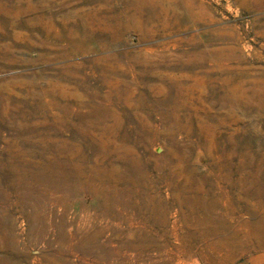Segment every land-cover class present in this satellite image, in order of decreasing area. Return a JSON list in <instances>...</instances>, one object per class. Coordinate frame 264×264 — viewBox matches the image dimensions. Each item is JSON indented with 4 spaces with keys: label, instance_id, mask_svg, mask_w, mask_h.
<instances>
[{
    "label": "rangeland",
    "instance_id": "rangeland-1",
    "mask_svg": "<svg viewBox=\"0 0 264 264\" xmlns=\"http://www.w3.org/2000/svg\"><path fill=\"white\" fill-rule=\"evenodd\" d=\"M262 212L264 0H0V264H264Z\"/></svg>",
    "mask_w": 264,
    "mask_h": 264
},
{
    "label": "bare ground",
    "instance_id": "bare-ground-1",
    "mask_svg": "<svg viewBox=\"0 0 264 264\" xmlns=\"http://www.w3.org/2000/svg\"><path fill=\"white\" fill-rule=\"evenodd\" d=\"M132 15V17L135 15L134 13H132L131 14ZM119 20H120V18H118ZM95 128V127H94ZM102 128V127H101ZM90 139V138H89ZM117 140V139H116ZM92 141V140H91ZM85 142H87V141H85ZM93 142V141H92ZM95 142V141H94ZM112 142V141H111ZM96 144V143H95ZM87 145H89V144H87ZM112 145V147H113V144H111ZM68 149V148H67ZM83 149V148H82ZM88 149V148H87ZM98 149V151L99 150H101L100 148H97ZM113 150V149H112ZM83 151H84V149H83ZM108 151V150H107ZM95 153H96V151H94ZM110 152H112V151H109V153ZM94 153V154H95ZM108 154V153H107ZM111 154V153H110ZM115 154V153H114ZM97 155V154H96ZM99 155H100V153H99ZM116 155H117V152H116ZM82 156V155H81ZM109 156V155H108ZM107 156V157H108ZM121 157V156H120ZM112 158V157H111ZM79 159H81V158H78L77 160H79ZM100 159V158H99ZM89 161V160H88ZM112 161V160H111ZM80 162V161H79ZM85 162V161H84ZM83 162V163H84ZM106 162H107V160H106ZM86 163H87V161H86ZM92 163V162H91ZM104 163V162H103ZM73 164V163H72ZM77 164V163H76ZM93 164V163H92ZM108 164V163H107ZM114 164V163H113ZM71 165V164H70ZM85 165V164H84ZM88 165V163L86 164V166ZM90 165V164H89ZM106 165V164H105ZM111 165V164H110ZM114 166H115V164H114ZM114 166H112V167H114ZM224 166V165H223ZM222 166V167H223ZM114 168H116V167H114ZM90 169V172L88 171V173L85 175V176H81V173H80V171H78V170H76V169H71V172H70V174H67V178H69V180H72V185L73 186H79V185H83V186H85V187H88L90 190H91V192H92V194L94 193L95 194V188H96V178L98 179V178H100L99 176H98V174H97V172L96 171H94L93 169H91V168H89ZM88 169V170H89ZM95 169H96V167H95ZM107 169V168H106ZM102 170V169H101ZM100 170V171H101ZM115 170V169H114ZM222 170V169H221ZM99 171V170H98ZM101 172H104V170L103 171H101ZM256 172H258V171H256ZM116 173V172H115ZM97 174V175H96ZM257 174V173H256ZM134 175H136L135 173H134ZM133 175V176H134ZM114 175H113V172L109 169H107V172H105V175H104V177H106L107 179H112V178H114L113 177ZM132 176V177H133ZM65 177V179H67ZM136 177V176H135ZM131 177H129V179H130ZM119 179V178H118ZM127 179V178H126ZM132 179V178H131ZM68 180V179H67ZM106 180V179H105ZM115 180V179H114ZM122 180V179H121ZM100 181H102V180H100ZM106 181H108V180H106ZM99 183V182H98ZM112 183V182H111ZM111 183L110 184H108V185H110L111 186ZM107 184V183H106ZM137 184V183H136ZM135 184V185H136ZM98 185V184H97ZM80 186V187H81ZM150 187V186H149ZM107 188V187H106ZM201 188V187H200ZM109 189V188H108ZM210 189V188H209ZM86 190L87 191H85L86 192V194H87V192L89 191L87 188H86ZM198 190V189H197ZM60 191V190H59ZM105 191V193H106V190H104ZM90 192V193H91ZM98 192H99V190H98ZM101 192V191H100ZM103 192V191H102ZM62 193V192H61ZM66 193V192H65ZM97 193V192H96ZM190 193V192H189ZM85 194V195H86ZM101 194V193H100ZM107 194V193H106ZM211 194V193H210ZM213 194H215V193H213ZM94 196V195H93ZM104 196H106V195H104ZM213 196V195H212ZM103 197V196H102ZM211 197V196H210ZM214 197V196H213ZM104 199V198H103ZM102 199V200H103ZM101 200V201H102ZM205 200H207V199H205ZM106 201V200H105ZM114 201V200H113ZM88 202V201H87ZM109 204V203H108ZM204 204V203H203ZM202 204V205H203ZM100 205V204H99ZM98 205V206H99ZM106 205V204H105ZM105 205H104V207H105ZM192 205V204H191ZM199 205V204H198ZM109 206V205H108ZM232 206V205H231ZM106 207H107V205H106ZM202 207V206H201ZM201 207H199V208H201ZM214 207H216V205H210L209 203L208 204H206V206L203 208V209H200L199 210V213L196 215V217L194 218V221L199 225V226H201L202 227V234H204L206 231H207V225L210 223V222H224V223H227V224H232L233 222H234V220H233V218L234 217H232V216H229V215H234V213H235V209H231V210H227V211H225V210H223L224 212L223 213H221V218H211V210L214 208ZM224 207V206H223ZM233 207V206H232ZM110 207H108V209H109ZM230 208V207H229ZM235 208V207H234ZM220 209V208H219ZM112 210V209H111ZM101 211V210H100ZM194 211V210H193ZM219 212V211H218ZM95 213V212H94ZM101 213V212H100ZM108 213V212H107ZM103 215H104V213H103ZM112 215V214H111ZM106 216V215H105ZM110 216V215H109ZM99 217H101L100 215H99ZM115 218V217H114ZM152 218H150V220H151ZM107 220V219H106ZM157 220V219H156ZM253 220V219H252ZM162 221V220H161ZM243 221V220H242ZM249 221V220H248ZM251 221V220H250ZM194 222V223H195ZM245 222V221H244ZM156 223V222H155ZM234 224V223H233ZM166 225V224H165ZM162 226V225H161ZM240 227H242L241 228V230L242 229H244V230H246V234H247V236H246V238H247V241H249V242H252V244L253 245H255V247L257 248V249H259V250H264V212H262L261 214H259V217L254 221V222H251V223H245V224H241V226ZM224 229V228H223ZM223 229H222V231H223ZM227 229V228H226ZM231 229V228H230ZM236 229V228H235ZM239 229V228H238ZM230 231V230H229ZM236 231H238V230H236ZM236 233V232H235ZM221 234V233H220ZM209 236V235H208ZM235 237H239V236H241V234H235L234 235ZM201 237H202V235H201ZM244 238H245V236H243ZM233 241V240H232ZM230 242V241H229ZM245 243V242H244ZM248 242H246V244H247ZM213 245V244H212ZM223 245V247L224 248H227V245H226V242L224 243V244H222ZM214 246V245H213ZM213 246H211V247H213ZM215 248V247H214ZM217 248H219V247H217ZM217 248H215V249H217ZM227 250V249H226Z\"/></svg>",
    "mask_w": 264,
    "mask_h": 264
},
{
    "label": "water",
    "instance_id": "water-1",
    "mask_svg": "<svg viewBox=\"0 0 264 264\" xmlns=\"http://www.w3.org/2000/svg\"><path fill=\"white\" fill-rule=\"evenodd\" d=\"M195 264H200L199 262H195Z\"/></svg>",
    "mask_w": 264,
    "mask_h": 264
}]
</instances>
